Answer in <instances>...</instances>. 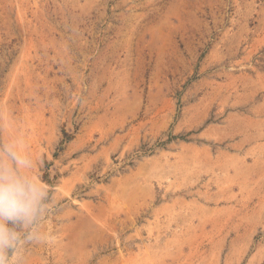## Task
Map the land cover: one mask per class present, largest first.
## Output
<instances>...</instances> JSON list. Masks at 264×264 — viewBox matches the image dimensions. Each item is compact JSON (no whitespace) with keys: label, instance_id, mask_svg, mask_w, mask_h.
<instances>
[{"label":"rangeland","instance_id":"1","mask_svg":"<svg viewBox=\"0 0 264 264\" xmlns=\"http://www.w3.org/2000/svg\"><path fill=\"white\" fill-rule=\"evenodd\" d=\"M50 192L20 264H264V0H0V143Z\"/></svg>","mask_w":264,"mask_h":264},{"label":"clouds","instance_id":"2","mask_svg":"<svg viewBox=\"0 0 264 264\" xmlns=\"http://www.w3.org/2000/svg\"><path fill=\"white\" fill-rule=\"evenodd\" d=\"M34 161L20 141L0 143V264H20V251L47 239L41 230L49 189L31 174Z\"/></svg>","mask_w":264,"mask_h":264}]
</instances>
